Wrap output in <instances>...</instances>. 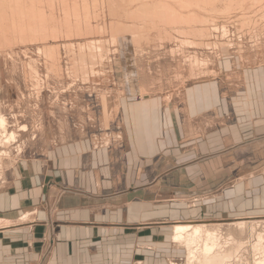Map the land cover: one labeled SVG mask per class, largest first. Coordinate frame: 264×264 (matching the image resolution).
Instances as JSON below:
<instances>
[{
	"label": "rangeland",
	"instance_id": "1",
	"mask_svg": "<svg viewBox=\"0 0 264 264\" xmlns=\"http://www.w3.org/2000/svg\"><path fill=\"white\" fill-rule=\"evenodd\" d=\"M42 1V9L49 19L43 28L46 33L40 30L42 32H37V36L30 32L31 36L27 32L28 40L16 37L17 44L0 50V115H4L8 123V132L3 139L6 135L10 137L12 133L15 134V140L10 142L13 145L0 147L1 154H6V158L0 160V175L12 171L19 160L42 154L54 148L53 145L67 140H89L84 141L89 144L92 139L96 141L98 138L100 142L108 138V133H118L117 125L123 122L121 107L125 102L126 105L159 104L161 109L174 105L183 107L184 92L189 89L198 88L199 92L208 94L211 92L212 109L199 114L195 118L197 124L213 134L223 135L227 132L238 135V140H245L239 141L240 144H248L253 137L260 140L250 146L230 145L228 153L199 163L191 172L190 181L182 177L164 181L161 186L163 190H191L194 195L192 199L201 203L192 220L185 221L180 214L176 220H171L176 214H168L167 219L172 222H165V227L158 229L162 230L160 237L166 240L158 242V245L149 243L152 250L147 256V264H188L189 250L183 243L176 242L174 237L175 226L186 223L203 229L192 250L197 252L195 264L205 261L203 242L208 239V234L215 237L212 241L216 246L213 254L224 253L227 256L221 264H264V0L256 3L245 0L240 5L242 8L235 6L231 12H223L221 3L214 5L216 9L207 7L206 10L191 8L183 11L179 4L168 1L171 7L184 15H206V25L193 24L191 27L186 24L168 27L157 18L154 21L142 18V21L137 20L140 23L129 22L123 18V13L139 6L137 3L129 4V0H108L114 3L115 9L118 8V19L111 16V3L107 0H99L98 9H94V0H67L69 2L66 4L62 0H54L52 6L46 0ZM85 3L90 6L87 11L83 9ZM73 7L80 13L74 11ZM126 8L130 9L127 11ZM122 21L128 25H138L139 29L134 34L145 32L144 37H141V33L138 36L141 41L133 36L131 39H134V43H124V39L130 36L120 30L119 23ZM115 30L120 31V36L117 33L116 38ZM197 30H201L200 33ZM191 31L196 32V36ZM203 32L207 36L201 34ZM50 34L52 38L55 36V40ZM46 37L49 40L46 41ZM50 47L51 51L54 52L52 47L56 50L55 56L53 52L51 55L44 53ZM79 55L84 61L79 59ZM53 65L55 68L52 69ZM234 125L239 126L231 127ZM240 126L243 135L237 131V128L240 131ZM113 144L120 146L119 141ZM207 144L216 150L224 146V140L220 142L214 139ZM155 166L156 171L164 172L168 163L150 164L151 169ZM238 187L242 191L239 194ZM148 197L149 202L157 199L155 195L149 194ZM159 197L162 202L176 199L185 201L182 195L174 196L173 193H161ZM208 204L212 205V212L204 210L205 216L197 219L199 209H204ZM166 223L169 225L166 226ZM140 258L137 255L134 261H141ZM216 259L215 263L221 262L219 258Z\"/></svg>",
	"mask_w": 264,
	"mask_h": 264
},
{
	"label": "crops",
	"instance_id": "2",
	"mask_svg": "<svg viewBox=\"0 0 264 264\" xmlns=\"http://www.w3.org/2000/svg\"><path fill=\"white\" fill-rule=\"evenodd\" d=\"M198 90L184 92L183 107L125 102L118 133L89 144L67 140L2 173L0 264H147L149 243L166 240L159 227L179 214L192 220L201 203L191 190H163L164 181H190L199 163L228 153L230 145L260 140L240 144L245 140L238 135L213 134L197 124L195 118L208 113L213 100L211 92ZM214 139L224 146L213 150L207 143ZM117 141L120 146L113 144ZM164 162V172L150 168ZM161 193L185 201L162 202ZM149 194L157 199L149 202ZM204 210L212 212V205L200 208L197 219ZM168 214L176 217L167 219ZM137 255L141 261L135 262Z\"/></svg>",
	"mask_w": 264,
	"mask_h": 264
},
{
	"label": "bare ground",
	"instance_id": "3",
	"mask_svg": "<svg viewBox=\"0 0 264 264\" xmlns=\"http://www.w3.org/2000/svg\"><path fill=\"white\" fill-rule=\"evenodd\" d=\"M45 1V0H44ZM47 2H48V4H50L49 6H52V4L54 3V0H46ZM58 1V0H57ZM73 1V0H72ZM71 1V2H72ZM84 1V0H83ZM91 1V0H90ZM95 1V3H94V9H98V3H100V1L99 0H94ZM108 1V0H107ZM113 1V0H112ZM111 1V2H112ZM115 1V0H114ZM168 1H174V3L176 2L177 4H179L178 6L180 7V8H182V9H184L183 11H185V9H191V8H193V10H195V9H199V10H206V9H208L207 7H214V5L215 4H218V3H221V4H223V6H224V8H223V12H227V11H230L231 12V9H234V7L235 6H240V5H242L243 4V2L245 1V0H129V4H135V3H137V4H139V6H137L135 9H133L132 11H128V9H130V8H126L127 9V11L128 12H126V13H123L124 14V16H123V18L126 20H128L129 22L131 21V20H133V21H137V20H140V21H142V18L144 19L145 18V20H146V18H149L150 19V21H154L156 18H157V20H159V22L162 20V21H164V24H166V25H168V27L169 26H176V25H184V24H186V25H190V27H191V25H193V24H195V25H206L207 23H208V19L204 16H201L200 14H197V13H193V14H188V15H184V14H182V13H180L179 11H177L176 9H174L173 7H171V5L170 4H168L167 2ZM258 2L259 0H254V2ZM260 1H263V0H260ZM62 2H64L65 4H66V2H69V1H67V0H62ZM82 2V1H81ZM85 2V1H84ZM87 2V1H86ZM88 2H89V0H88ZM92 2V1H91ZM106 2V1H105ZM108 2H110V1H108ZM107 2V3H108ZM110 2V3H111ZM120 2V1H119ZM255 2V3H256ZM264 2V1H263ZM58 3V2H57ZM63 3V4H64ZM123 3V2H122ZM125 3H126V1H125ZM247 3V2H246ZM253 3V2H252ZM251 3V4H252ZM42 4H44L43 3V1L42 0H0V50H4V48H5V46H7V48H8V46H12V45H14V44H17V42H16V37H20V39L21 40H26L27 38H28V36H29V34H30V32L31 33H37V32H39L40 30H42V31H44L45 29H43L46 25H47V23H48V21H49V19H48V17H46V15H45V12H44V9H42ZM59 4V3H58ZM77 4V3H76ZM103 4H104V2H103ZM114 3H111L110 4V13H111V16L113 17H118L119 16V13L117 12V10H118V8L116 7V9H115V6L113 5ZM124 4V3H123ZM62 5V4H61ZM68 5V4H67ZM81 5V4H80ZM116 5V4H115ZM245 5V4H244ZM247 5H249V4H247ZM47 6V5H46ZM72 6H74V5H72ZM82 6V5H81ZM119 7H120V5H118ZM222 6V5H221ZM255 6V5H254ZM55 7V6H54ZM75 7V6H74ZM73 7V8H74ZM83 7V6H82ZM89 7L90 6H88V4L87 3H85V6H84V10L85 11H87V9H89ZM127 7V6H126ZM129 7V6H128ZM175 7V6H174ZM178 7V8H179ZM218 7V6H217ZM237 7V8H238ZM241 7V6H240ZM245 7V6H244ZM48 8V7H47ZM72 8V7H71ZM77 8H78V6H77ZM120 8H122V7H120ZM236 8V9H237ZM242 8V7H241ZM249 8H252V7H249ZM254 8V7H253ZM70 9V8H69ZM93 9V8H92ZM122 9H125V8H122ZM210 9V8H209ZM213 9H216L215 7L213 8ZM213 9H211L213 12H214V10ZM248 9V8H247ZM51 10V9H50ZM58 10H59V7H58ZM63 10V9H62ZM72 10V9H71ZM77 9H75L74 8V11H76ZM80 10V9H79ZM198 10V11H199ZM52 11H53V9H52ZM73 11V10H72ZM83 11V10H82ZM98 11V10H97ZM100 11V10H99ZM187 11V10H186ZM215 11H217V10H215ZM222 11V10H221ZM247 11V10H246ZM48 12H49V9H48ZM65 12V11H64ZM67 12V11H66ZM77 12H78V10H77ZM92 12H94V11H92ZM120 12V11H119ZM195 12V11H194ZM199 12H201V11H199ZM51 13V12H50ZM62 13V12H61ZM70 13V12H69ZM78 13H80V11L78 12ZM210 13V12H209ZM54 14V13H53ZM52 14V15H53ZM67 14V13H66ZM73 14V13H72ZM88 14V13H87ZM87 14H86V17H87ZM95 14V13H94ZM205 14V13H204ZM206 14L208 15V13L206 12ZM213 14V13H212ZM216 14V13H215ZM56 15V14H55ZM65 15V14H64ZM63 15V16H64ZM80 15V14H79ZM79 15H78V17H79ZM85 15V14H84ZM83 15V16H84ZM102 15V14H101ZM51 16V15H50ZM60 16V15H59ZM70 16V15H69ZM96 16V15H95ZM99 16V15H98ZM211 16V15H210ZM214 16V15H213ZM56 17V16H55ZM75 17V16H74ZM77 17V18H78ZM215 17V16H214ZM54 18V17H53ZM60 18V17H59ZM71 18V17H70ZM85 18V17H84ZM64 19V18H63ZM83 19V18H82ZM91 19V18H90ZM97 19V18H96ZM99 19V18H98ZM114 19V18H113ZM116 19H118V18H116ZM115 19V20H116ZM59 20H61V18L59 19ZM70 20V19H69ZM75 20V19H74ZM120 20H121V18H120ZM55 21H56V19H55ZM71 21V20H70ZM80 21V20H79ZM148 21V20H147ZM51 22H52V20H51ZM60 22V21H59ZM58 22V23H59ZM87 22V21H86ZM117 22H118V20H117ZM128 22V23H129ZM138 22V21H137ZM210 22V21H209ZM246 22V21H245ZM54 23V22H53ZM80 23V22H79ZM84 23H85V21H84ZM90 23V22H89ZM138 23H140V22H138ZM143 23H145V22H143ZM142 23V24H143ZM211 23V22H210ZM247 23V22H246ZM78 24V23H77ZM82 24V23H81ZM86 24V23H85ZM84 24V25H85ZM88 24V23H87ZM86 24V25H87ZM132 24H134V23H132ZM39 25V27L38 28H36V26H38ZM53 25V27H54V24H52ZM61 25V24H60ZM66 25V24H65ZM64 25V26H65ZM76 25V23L74 24V27H76L75 26ZM118 24H116V26H117ZM149 25V24H148ZM147 25V26H148ZM153 25V24H152ZM159 25H160V23H159ZM158 25V26H159ZM162 25V24H161ZM57 26V25H56ZM63 26V25H62ZM61 26V27H62ZM67 26H68V24H67ZM72 26V25H71ZM114 26V25H113ZM138 26V25H137ZM137 26H136V24L135 25H131V24H125V23H123V21L122 22H120L119 23V28H120V30L122 31V32H124V34L126 35V36H130V37H126V39H124V43H126L127 45H131V43L133 42L134 43V39L132 40L131 38L134 36V38H137L136 40H139L140 38L138 37V36H141V37H144L143 35H144V33L143 32H139V33H135L134 34V32H137V29H139V27L137 28ZM140 26H141V24H140ZM151 26V25H150ZM149 26V27H150ZM154 26H155V24H154ZM201 26V27H202ZM73 27V26H72ZM86 27V26H85ZM89 27V26H88ZM92 27V26H91ZM94 27V26H93ZM146 27V26H145ZM152 27V26H151ZM178 27V26H177ZM50 28V27H49ZM52 28V27H51ZM67 28H70V27H67ZM78 28V27H77ZM77 28H75V29H77ZM87 28V27H86ZM85 28V29H86ZM113 28V27H112ZM155 29H156V27H154ZM180 28V27H179ZM207 28V27H206ZM56 29V28H55ZM60 29H62V28H60ZM64 29H66V27L64 28ZM73 29V28H72ZM72 29H70V30H72ZM90 29H92V28H90ZM116 29V28H115ZM144 29V28H143ZM160 29V28H159ZM163 29V28H162ZM161 29V30H162ZM192 29V28H191ZM196 29V28H195ZM198 29V28H197ZM217 29V28H216ZM223 29V28H222ZM47 30V29H46ZM57 30V29H56ZM56 30H53L54 32H56L57 33V31ZM67 30V29H66ZM102 30V29H101ZM117 30H119L118 28H117ZM148 30V29H147ZM172 30V29H171ZM177 30V29H176ZM186 30V29H185ZM203 30V29H202ZM42 31H40V32H42ZM64 31V30H63ZM68 31V30H67ZM66 31V32H67ZM90 31V30H89ZM116 31V30H115ZM139 31H141V30H139ZM152 31V30H151ZM155 31V30H154ZM173 31V30H172ZM182 31H184V28H183V30ZM201 31V30H200ZM200 31H196L197 33H200ZM204 31H205V29H204ZM207 31H209L208 29H207ZM206 31V32H207ZM241 31V30H240ZM27 32H29V34L27 35ZM45 32V31H44ZM60 32V31H59ZM85 32H87L86 30H85ZM91 32V31H90ZM93 32V31H92ZM121 32V33H122ZM147 32V31H146ZM157 32V31H156ZM186 31H184L183 33H185ZM192 32V31H191ZM196 32H192V33H194V36H196L195 35V33ZM46 33V32H45ZM60 33H62V31L60 32ZM72 33H73V31H72ZM75 33V32H74ZM79 33V32H78ZM81 33V32H80ZM79 33V34H80ZM82 33H84V31L82 32ZM119 34V35H117V36H120V31L119 32H117L116 31V33H114V37L116 38L117 36H116V34ZM141 33V35H139ZM143 33V34H142ZM158 33V32H157ZM164 33V32H163ZM162 33V34H163ZM166 33H167V31H166ZM175 33V32H174ZM182 32H180V34H181ZM182 33V34H183ZM208 33V32H207ZM42 34H44V33H42ZM67 34H68V32H67ZM89 34H91V33H89ZM100 34V33H99ZM147 34V33H146ZM149 34H151L150 32H149ZM165 34V33H164ZM173 34V33H172ZM201 34H205L204 32L203 33H201ZM201 34H198V36L199 35H201ZM31 35V34H30ZM37 35V34H36ZM48 35V34H47ZM51 36V38H52V34H50ZM61 35V34H60ZM69 36L71 35V34H68ZM67 35V36H68ZM178 35V34H177ZM186 35V34H185ZM206 35V34H205ZM32 36V35H31ZM38 36V35H37ZM44 36H46L45 34H44ZM43 36V37H44ZM49 36V35H48ZM79 36V35H78ZM122 36V35H121ZM147 36H149V35H147ZM147 36H145L146 38H147ZM161 36V34L158 36V37H160ZM170 36H172V35H170ZM188 36V35H187ZM197 36V37H198ZM207 36V35H206ZM205 36V37H206ZM39 37H41V36H39ZM55 37V36H54ZM53 37V38H54ZM58 37V36H57ZM61 37H62V35H61ZM73 37V36H72ZM84 37V36H83ZM85 37H86V35H85ZM89 37H90V35H89ZM125 37V36H124ZM123 37V38H124ZM36 38V37H35ZM52 38V39H53ZM63 38V37H62ZM68 38V37H67ZM70 38V37H69ZM114 38V39H115ZM122 38V39H123ZM149 38V37H148ZM163 38V37H162ZM188 38H189V36H188ZM193 38H195V37H193ZM203 38V37H202ZM211 38V37H210ZM31 39V38H30ZM29 39V40H30ZM42 39H45V38H42ZM59 39V38H58ZM151 39V38H150ZM157 39V38H156ZM159 39V38H158ZM167 39V38H166ZM172 39V38H171ZM28 40V39H27ZM34 40V39H33ZM36 40V39H35ZM38 40V39H37ZM41 40V39H40ZM47 40H49L47 37H46V41ZM54 40H55V38H54ZM162 40V39H161ZM165 40V39H164ZM169 40V39H168ZM204 40V39H203ZM116 41H118V40H116ZM139 41H141V40H139ZM146 41V40H145ZM26 42V41H25ZM29 41H27V43H28ZM35 42V41H34ZM42 42V41H41ZM44 42V41H43ZM137 42V41H136ZM23 43V42H22ZM30 43V42H29ZM31 43H33V42H31ZM90 43V42H89ZM120 43V42H119ZM140 43V42H139ZM88 45V44H87ZM94 45V44H93ZM134 45V44H133ZM138 45V44H137ZM10 46V47H11ZM17 46V45H16ZM89 46V45H88ZM87 46V49L89 48V47H91V46H89L88 47ZM135 46H136V43H135ZM198 46V45H197ZM4 47V48H3ZM13 47V46H12ZM58 47V46H57ZM60 47V46H59ZM58 47V49H60ZM53 49L52 50H54V52L56 51L55 49H54V47H52ZM94 48H95V46H94ZM97 48V47H96ZM58 49H57V51H58ZM82 49V48H81ZM8 50V49H7ZM11 50V49H10ZM88 50H91L90 48L88 49ZM61 51V50H60ZM82 51V50H81ZM1 52V51H0ZM49 52V55H51L52 54V52L53 51H51V47H50V49H47V50H45V54H47ZM54 52H53V55H54ZM90 53L92 52V51H89ZM96 52V51H95ZM176 52V51H175ZM57 53V52H56ZM89 53V54H90ZM98 53V52H97ZM7 54V53H6ZM60 54V53H59ZM58 54V55H59ZM93 54V53H92ZM84 55H85V51H84ZM83 55V56H84ZM94 55V54H93ZM55 56V55H54ZM54 56H53V59H54ZM80 56V55H79ZM85 56H87V55H85ZM95 56V55H94ZM49 57H51V56H49ZM89 57H90V55H89ZM46 58H47V55H46ZM84 58V57H83ZM92 58V57H91ZM52 58H50V60H51ZM80 60H83L82 58H81V56H80V58H79ZM85 59V58H84ZM80 60H79V62H80ZM55 61V60H54ZM84 61V60H83ZM82 61V63H84ZM85 61H86V59H85ZM189 61V60H188ZM197 61V60H196ZM129 62V61H128ZM198 62V61H197ZM196 62V63H197ZM52 63H53V61H52ZM56 63H57V61H56ZM60 63V62H59ZM86 63V62H85ZM54 64V63H53ZM199 64V63H198ZM207 64V63H206ZM55 65V64H54ZM53 65V66H54ZM194 65V64H193ZM52 66V65H51ZM56 66V65H55ZM55 66L54 67H52V69L53 68H55ZM58 66H60V65H58ZM202 66V65H201ZM208 66V65H207ZM204 67V66H203ZM59 68V67H58ZM193 68V67H192ZM201 68V67H200ZM57 69V68H56ZM60 69V68H59ZM192 70V69H191ZM34 71V70H33ZM61 71H62V69H61ZM57 72V71H56ZM58 72H59V70H58ZM54 73V72H53ZM212 75V74H211ZM31 76V75H30ZM35 78V77H34ZM0 105H1V90H0ZM7 125H8V123H7V119L5 118V116L4 115H0V147H2V148H5V147H10L11 145H13V144H11L10 145V142H11V140L12 139H14V136H15V134L13 135V133H12V137L10 136V137H8L7 135H6V137H5V139H3V135L4 134H6L8 131H7ZM4 132V133H3ZM15 140V139H14ZM21 152V151H20ZM3 157H5L6 158V154L3 156L2 154H1V149H0V160L3 158ZM2 161V160H1ZM1 163V162H0ZM12 164V163H11ZM3 167V166H2ZM0 169H2L1 168V166H0ZM244 223V222H243ZM241 225V224H240ZM245 225V224H244ZM175 230H176V235L174 236L175 237V241L176 242H178V243H183L186 247H187V249L189 250L188 251V264H195V262H196V260H197V252H195V251H192V250H194V248L193 247H195L197 244H196V242H198L197 240H199L200 238H198L197 236H199V233H201V231H203V229L202 228H198V227H193V225H190V224H177L176 226H175ZM190 230L192 231V232H190ZM201 235V234H200ZM213 235L212 234H208V239H206L205 240V242H203L205 245H203V244H201V245H203V246H205V257H204V259H205V261H204V263H202V264H221L222 263V261L224 260V257L226 256L224 253L221 255V254H213V251H215L216 250V246H215V244H213L212 243V241H213ZM201 238H202V235H201ZM215 238V237H214ZM201 242H202V239H201ZM216 242V241H215ZM202 247V246H201ZM199 250V249H198ZM201 250V249H200ZM196 254V255H195ZM227 257V256H226ZM217 258V259H216ZM218 258L221 260V262H220V260H219V262L220 263H217L218 261H216V263L214 262V259H216V260H218ZM200 260V259H199ZM198 263V262H197ZM264 263V262H263ZM200 264V263H199Z\"/></svg>",
	"mask_w": 264,
	"mask_h": 264
}]
</instances>
